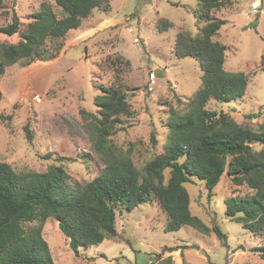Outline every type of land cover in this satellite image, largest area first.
Returning <instances> with one entry per match:
<instances>
[{
	"label": "rangeland",
	"instance_id": "374dc122",
	"mask_svg": "<svg viewBox=\"0 0 264 264\" xmlns=\"http://www.w3.org/2000/svg\"><path fill=\"white\" fill-rule=\"evenodd\" d=\"M108 2L106 9H93L80 28L68 31L64 49L56 58L35 60L24 67L7 65L0 74V160L15 169L42 171L50 161L63 156L72 181L92 179L103 161L91 147L80 109L94 112L96 89L110 83L133 88L127 91L130 113L121 117L111 140L130 152L137 168L163 151L169 109L183 107L177 98L186 104L200 85L197 61L176 57L174 41L179 32L197 35L205 22L195 18L196 0ZM42 3L51 5L59 15L60 8L53 0H2L0 26L9 23L14 10L24 27ZM213 15L225 20L214 36L227 47L225 68L246 73L248 84L241 98L225 103L211 99L206 108L226 112L238 123L255 128L264 121V70L260 65L264 0H233ZM164 19L173 25L159 31L156 23ZM130 27L132 32L127 31ZM0 39L13 43L17 35H0ZM150 72L155 76L152 89L147 77ZM26 124L31 139L26 136ZM151 132L157 139L155 145L150 141ZM49 152L51 158H44ZM192 178L183 185L190 196L191 213L209 227L207 234L190 226L164 231L167 216L158 202L151 200L132 210L120 208L117 235L79 248L76 256L57 222L49 218L42 233L53 262L148 264L150 254L160 252L162 258L170 256L172 264H264L252 250L264 244V232L253 234L224 214L226 197L254 190L234 184L224 173L208 197L203 182ZM214 224L224 233V241L211 230Z\"/></svg>",
	"mask_w": 264,
	"mask_h": 264
},
{
	"label": "trees",
	"instance_id": "16d2710c",
	"mask_svg": "<svg viewBox=\"0 0 264 264\" xmlns=\"http://www.w3.org/2000/svg\"><path fill=\"white\" fill-rule=\"evenodd\" d=\"M53 1L60 8L59 15L51 5L42 3L24 27H20L21 20L14 10L9 23L0 26V35H17L13 43L0 39V74L7 65L18 63L24 67L35 60L56 58L64 49L68 31L80 28L93 9H106L109 3ZM196 1L195 18L205 24L195 36L179 32L173 52L176 57L197 61L200 85L186 104L177 98L183 107L169 109L163 151L141 168L135 166L130 152L111 140L121 117L130 113L127 91L133 88L99 84L92 100L96 110L80 109L91 147L103 161L102 169L92 179L72 181L63 156L50 161L42 171L15 169L0 160V264H55L42 233L49 218L57 222L78 256L79 248L98 245L117 235L115 222L120 208L132 210L151 200L157 201L167 216L164 231L190 226L207 234L209 227L191 213L190 196L183 183L195 177L211 197L224 173L234 184H246L254 190L226 197L225 216L253 234L264 232V121L253 128L238 123L226 112L206 108L211 99L225 103L241 98L248 84L246 73L225 68L227 47L214 39L225 20L213 12L233 4V0ZM172 25L167 19L156 23L159 31ZM260 65L264 70V45ZM147 77L152 89L154 80ZM24 129L31 139L28 124ZM150 141L154 145L157 142L153 132ZM50 153L43 157L50 159ZM211 230L224 241L217 224ZM252 250L264 261V244ZM151 255L148 264H172L170 256L162 258L160 252Z\"/></svg>",
	"mask_w": 264,
	"mask_h": 264
},
{
	"label": "built area",
	"instance_id": "2783aa9c",
	"mask_svg": "<svg viewBox=\"0 0 264 264\" xmlns=\"http://www.w3.org/2000/svg\"><path fill=\"white\" fill-rule=\"evenodd\" d=\"M127 31H128V32H132L133 29L130 27ZM133 41H134V42H137V41H138V38H137V37H133ZM149 77H150V79H151V82H153L154 74H153L152 72L149 73Z\"/></svg>",
	"mask_w": 264,
	"mask_h": 264
},
{
	"label": "crops",
	"instance_id": "0c3cea01",
	"mask_svg": "<svg viewBox=\"0 0 264 264\" xmlns=\"http://www.w3.org/2000/svg\"><path fill=\"white\" fill-rule=\"evenodd\" d=\"M261 10V9H260ZM75 30V29H74Z\"/></svg>",
	"mask_w": 264,
	"mask_h": 264
}]
</instances>
